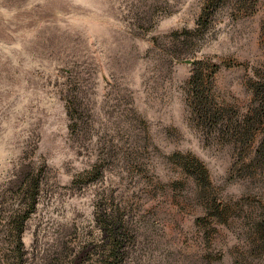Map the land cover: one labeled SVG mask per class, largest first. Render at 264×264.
<instances>
[{
  "label": "rangeland",
  "instance_id": "1",
  "mask_svg": "<svg viewBox=\"0 0 264 264\" xmlns=\"http://www.w3.org/2000/svg\"><path fill=\"white\" fill-rule=\"evenodd\" d=\"M0 264H264V0H0Z\"/></svg>",
  "mask_w": 264,
  "mask_h": 264
},
{
  "label": "trees",
  "instance_id": "2",
  "mask_svg": "<svg viewBox=\"0 0 264 264\" xmlns=\"http://www.w3.org/2000/svg\"><path fill=\"white\" fill-rule=\"evenodd\" d=\"M223 209H226V208H223Z\"/></svg>",
  "mask_w": 264,
  "mask_h": 264
}]
</instances>
